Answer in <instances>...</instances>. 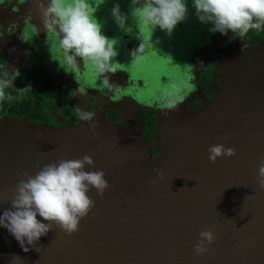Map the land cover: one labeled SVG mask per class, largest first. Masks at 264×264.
<instances>
[{
  "label": "water",
  "instance_id": "95a60500",
  "mask_svg": "<svg viewBox=\"0 0 264 264\" xmlns=\"http://www.w3.org/2000/svg\"><path fill=\"white\" fill-rule=\"evenodd\" d=\"M237 60L158 158L132 102L95 96L60 129L5 117L0 264H264V44Z\"/></svg>",
  "mask_w": 264,
  "mask_h": 264
},
{
  "label": "rangeland",
  "instance_id": "374dc122",
  "mask_svg": "<svg viewBox=\"0 0 264 264\" xmlns=\"http://www.w3.org/2000/svg\"><path fill=\"white\" fill-rule=\"evenodd\" d=\"M249 4L0 0V51L10 52L13 59L8 83L13 94L28 95L38 90L42 74L55 83L68 76L78 109L94 90L110 89L105 100L121 111L130 102L139 109H157L161 121L156 138L161 139L176 110H191L193 99L204 103L196 90L174 105L191 92L203 69L212 62L219 68L225 53L247 42ZM45 159L49 167L66 172L51 155Z\"/></svg>",
  "mask_w": 264,
  "mask_h": 264
},
{
  "label": "flooded vegetation",
  "instance_id": "af4514ba",
  "mask_svg": "<svg viewBox=\"0 0 264 264\" xmlns=\"http://www.w3.org/2000/svg\"><path fill=\"white\" fill-rule=\"evenodd\" d=\"M234 1V0H232ZM245 17L247 20V26L249 33L247 35V42L244 43L243 46H240V48L233 50L232 52L229 51L225 53V56L223 59H226L227 56L232 55L235 57V59L245 60L248 57V53L250 51H255L256 48H260L264 44V0H250L249 6L245 10ZM242 50V54L240 55L239 52ZM0 53H5L8 55V58L4 61V77L1 81L2 87H0V94H4L2 96L5 97V101L11 102L13 105L19 102H36L38 97H46L45 103H49L50 99L53 100V105H49V108H45L43 110V124L46 128H54V129H60L65 126H79L84 121H90L94 117L96 106L98 103V100L95 96H99L102 98H105L107 96H110V89H102L94 90L90 94H88L87 98L85 99V102L83 104V107L78 109L74 102V89L71 85V80L68 76H62L58 83H55L52 78L48 74H42L40 76L39 80V88L38 90L33 94L28 95H20V94H13L11 91V86L9 85V68L10 65L13 62V59H11V55L6 51H0ZM26 59H23L25 61ZM222 65V64H221ZM220 65V66H221ZM216 63H209L208 66L203 69L201 74L198 76V78L193 81V85L191 86L192 90L189 94H187L183 99L180 101L175 102L174 105L180 104L183 101H185L187 98H189L196 90H200L201 93L209 99V97L215 96L218 94L219 90L224 87V85L227 82V78L223 77L219 71L220 69ZM19 70V69H18ZM26 69L23 70L20 69V72H25ZM211 72V84L208 86L207 89H202L199 86V81L206 72ZM66 84L69 88L65 89L66 93H70V97L63 99L62 94L60 93V86L63 84ZM49 87V89L46 91L45 89ZM71 105L74 108V116H69L68 111L71 110ZM191 105L193 109H199L200 106H203L204 103L202 100L199 99H193L191 101ZM157 110V109H156ZM110 111V109L107 110ZM106 113V115H107ZM19 115L23 116L24 118H30V115L26 114L24 111H21ZM5 117L9 118L5 113L0 116V122L5 119ZM14 120H23V119H14ZM116 121L118 119L116 118ZM31 122V121H29ZM109 126L114 127V124L112 121L106 122ZM156 141V140H155ZM162 143H160L161 145ZM154 149L158 152H164L166 149L162 148L160 149L159 145H154Z\"/></svg>",
  "mask_w": 264,
  "mask_h": 264
},
{
  "label": "trees",
  "instance_id": "16d2710c",
  "mask_svg": "<svg viewBox=\"0 0 264 264\" xmlns=\"http://www.w3.org/2000/svg\"><path fill=\"white\" fill-rule=\"evenodd\" d=\"M8 58V55L5 53H0V87H2V79L4 77V61ZM211 84V72L208 71L204 75H202L200 81H199V86L202 89H207L208 86ZM49 87H47L45 90L47 91ZM61 91L60 93L62 94V98L66 99L70 97V93H66L65 89L69 88L68 86L64 83L63 85L60 86L59 88ZM4 94H0V116L3 115L4 113L9 117V119H23L22 121L29 122L31 121L32 123H36L40 126H44L43 121V110L45 108H49V105H53V100L50 99L49 103H45L46 97H38L36 102H19L16 104H12L11 102H6L5 97L2 96ZM216 96V95H215ZM215 96L209 97L208 100H212ZM203 106H200L202 108ZM21 111H24L26 114L30 115V118H24L23 116L19 115ZM74 112V108L71 105V110L68 111L69 116H74L72 114ZM116 118L118 121H116ZM140 118L143 119L145 122L144 126V138L148 143H151L156 135L157 131V126L158 122L160 120V112L154 109H144L142 110L140 114ZM112 121L114 124V127H118L122 123V115L115 109H110L106 115V122L107 121ZM46 128V127H45ZM152 150V155L156 158L162 156L164 152H158L157 150L154 149V145L151 148Z\"/></svg>",
  "mask_w": 264,
  "mask_h": 264
},
{
  "label": "bare ground",
  "instance_id": "6f19581e",
  "mask_svg": "<svg viewBox=\"0 0 264 264\" xmlns=\"http://www.w3.org/2000/svg\"><path fill=\"white\" fill-rule=\"evenodd\" d=\"M254 54V51L248 53V58ZM238 61L232 55L227 56L224 63L220 66V73L223 77L228 78L229 74L232 73L238 67ZM190 114L186 113L184 109H179L174 112V115L170 121L166 122V128L164 129L165 137L160 139L156 138V144L159 145L163 143L165 139L168 142H173L176 140L178 135L181 133L183 127L189 122ZM5 119L0 122V129L2 126L6 125Z\"/></svg>",
  "mask_w": 264,
  "mask_h": 264
}]
</instances>
